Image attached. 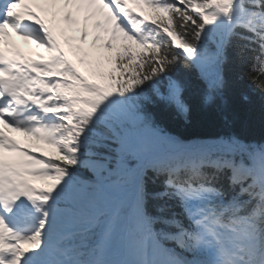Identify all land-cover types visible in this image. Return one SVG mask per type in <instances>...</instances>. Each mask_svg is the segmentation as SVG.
I'll list each match as a JSON object with an SVG mask.
<instances>
[{"label":"trees","instance_id":"1","mask_svg":"<svg viewBox=\"0 0 264 264\" xmlns=\"http://www.w3.org/2000/svg\"><path fill=\"white\" fill-rule=\"evenodd\" d=\"M178 2L165 14L153 18L157 33L153 44L146 50L124 49L117 55V64L129 79L124 84L128 107L146 127L177 135L192 146H213L205 149L203 155L193 156L192 161L225 165V171L207 169L213 188L224 201L245 203L244 209L235 214L241 222L236 225L237 231L245 232L248 225L242 223L248 218L256 227L254 233L261 236L263 196L256 188L252 170L237 173L235 167L241 155L256 158L252 150H264V22L255 24L256 34L238 27L228 38L218 41L212 21L194 12L203 10L209 0ZM256 9L264 14V0ZM175 44L187 49L201 44L206 51L213 47L216 55L208 63L209 70L215 73L198 75L175 50ZM172 90L177 91L180 103ZM110 124L119 129L113 122ZM77 135L76 148H89L91 157L101 165L102 178L113 177L117 168L106 157L117 145L113 132L101 123H93L77 128ZM220 144H243L250 150H240L236 158L217 147ZM226 166L238 175L231 174ZM164 180L152 167L145 171V212L160 232L175 233L183 225L190 236L192 229L179 190Z\"/></svg>","mask_w":264,"mask_h":264},{"label":"rangeland","instance_id":"2","mask_svg":"<svg viewBox=\"0 0 264 264\" xmlns=\"http://www.w3.org/2000/svg\"><path fill=\"white\" fill-rule=\"evenodd\" d=\"M144 15V14H143ZM87 40H89L88 37H86ZM100 48V54H104L106 52V50L108 49L106 47L105 44L100 43V45H98ZM111 48V47H110ZM109 48V49H110ZM113 49V48H111ZM109 53L106 52V59H102L101 60V64L103 65L104 68L106 69H111L113 68V61L110 60V57L108 56ZM93 72L96 73V69L92 68ZM68 83V82H67ZM67 83H63L61 85V91H60V95H58L57 97V102H55V107L57 108L59 105L62 107L61 109L65 110V111H69L70 110V104L72 102V100L74 99V96L76 95V90L74 92V90L71 92L70 88H69V84ZM53 113L55 112V110L52 111ZM62 149V156L64 158L65 161H69L71 160L73 157L70 154V152L65 148L64 145L61 146ZM82 157L81 159V164L82 166L87 169L88 172H90L95 178L99 177L100 175V164L93 159H90V155H81ZM45 162L48 165V169L51 171V176L53 180L52 182H50L47 185L48 191H42V190H46V189H41L40 187H37L38 190H41V193L43 195H40L41 198V202L46 204V213L47 215L45 216L44 223L46 224L47 229L52 228L55 226V224L58 222V219L60 217V215H58V211L64 212V214L68 215L71 214L72 216H74V220L70 221L69 223H71V227L70 228H74L76 227L83 219L82 214L76 210V207H80L82 205V203L89 199V197L91 195H95L97 193V189H98V185L95 184L93 181L88 180L84 177H82L80 180H78V182H74L69 180L67 177H65V175L62 174V172L58 171L57 169L54 168V163L45 159ZM241 167L242 168H247V164L244 160H242L241 163ZM65 191V196L63 197V202H61V204H52L50 202V195H52V193H61L62 191ZM93 201V200H92ZM48 206L51 209L52 212L48 211ZM91 206H93V202L91 203ZM60 213V214H61ZM70 217V216H68ZM67 217V218H68ZM64 232V230H61L60 235H62V233ZM59 235V236H60ZM114 239H118V236L116 235ZM33 243H37V241H34ZM30 248V247H29ZM57 248V246H56ZM60 251V250H59ZM143 251H142V246H138L137 249V254H136V258L139 262V264L143 263ZM59 264L61 263L60 259H58Z\"/></svg>","mask_w":264,"mask_h":264},{"label":"bare ground","instance_id":"3","mask_svg":"<svg viewBox=\"0 0 264 264\" xmlns=\"http://www.w3.org/2000/svg\"><path fill=\"white\" fill-rule=\"evenodd\" d=\"M81 1L85 2L84 0H81ZM91 8L94 9L95 6H92ZM96 11L98 12V10H96ZM53 76L55 78L60 77L59 75H56V74L53 75ZM18 198H23L24 200L21 202V204L23 203V204H25V206L27 205V202L25 200V195L23 193H20V196ZM36 203H38V204H36ZM33 205H37V206L43 205V207H45V208L47 207L46 204H44V203L41 204L39 201H36L34 204H32V206ZM47 209H48L49 212H52L51 209L49 208V206H48ZM57 213H58V215H60V217L58 219V222L55 224L54 227H52L51 229L47 230L46 233L48 234V236H43V238H41V240H40V242L44 246L52 243L57 238L58 234L60 233L61 225L65 224L67 222V217L68 216L72 217L71 214L66 215V214H64V212L61 213V211H58Z\"/></svg>","mask_w":264,"mask_h":264}]
</instances>
